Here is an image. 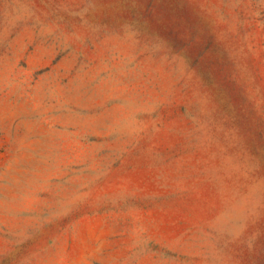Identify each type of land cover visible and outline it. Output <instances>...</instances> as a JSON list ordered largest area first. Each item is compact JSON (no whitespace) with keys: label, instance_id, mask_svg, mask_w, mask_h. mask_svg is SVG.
Segmentation results:
<instances>
[{"label":"rangeland","instance_id":"374dc122","mask_svg":"<svg viewBox=\"0 0 264 264\" xmlns=\"http://www.w3.org/2000/svg\"><path fill=\"white\" fill-rule=\"evenodd\" d=\"M0 264H264V0H0Z\"/></svg>","mask_w":264,"mask_h":264}]
</instances>
